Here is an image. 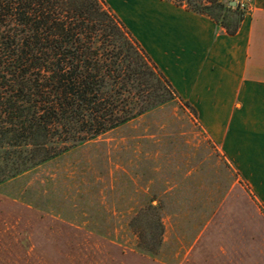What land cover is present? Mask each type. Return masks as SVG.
Listing matches in <instances>:
<instances>
[{"label": "rangeland", "instance_id": "374dc122", "mask_svg": "<svg viewBox=\"0 0 264 264\" xmlns=\"http://www.w3.org/2000/svg\"><path fill=\"white\" fill-rule=\"evenodd\" d=\"M149 179L167 196L157 257L127 218ZM0 264H264V209L173 101L0 186Z\"/></svg>", "mask_w": 264, "mask_h": 264}, {"label": "trees", "instance_id": "16d2710c", "mask_svg": "<svg viewBox=\"0 0 264 264\" xmlns=\"http://www.w3.org/2000/svg\"><path fill=\"white\" fill-rule=\"evenodd\" d=\"M167 1L230 36L246 17L229 0ZM173 101L197 119L102 0H0V186ZM155 186L142 180L127 214L147 257L159 255L165 234L166 190Z\"/></svg>", "mask_w": 264, "mask_h": 264}, {"label": "crops", "instance_id": "0c3cea01", "mask_svg": "<svg viewBox=\"0 0 264 264\" xmlns=\"http://www.w3.org/2000/svg\"><path fill=\"white\" fill-rule=\"evenodd\" d=\"M264 209V0L236 35L167 0H104Z\"/></svg>", "mask_w": 264, "mask_h": 264}, {"label": "built area", "instance_id": "2783aa9c", "mask_svg": "<svg viewBox=\"0 0 264 264\" xmlns=\"http://www.w3.org/2000/svg\"><path fill=\"white\" fill-rule=\"evenodd\" d=\"M237 6H239L240 11L243 12L245 16H248L252 11L251 2H248L247 0L239 1Z\"/></svg>", "mask_w": 264, "mask_h": 264}, {"label": "water", "instance_id": "95a60500", "mask_svg": "<svg viewBox=\"0 0 264 264\" xmlns=\"http://www.w3.org/2000/svg\"><path fill=\"white\" fill-rule=\"evenodd\" d=\"M229 5H230L231 7H236V6H237V3H236V2H230Z\"/></svg>", "mask_w": 264, "mask_h": 264}]
</instances>
